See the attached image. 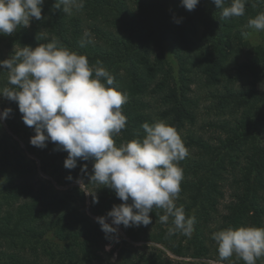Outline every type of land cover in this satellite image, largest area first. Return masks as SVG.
<instances>
[{
  "label": "trees",
  "instance_id": "1",
  "mask_svg": "<svg viewBox=\"0 0 264 264\" xmlns=\"http://www.w3.org/2000/svg\"><path fill=\"white\" fill-rule=\"evenodd\" d=\"M54 4L44 0L41 20L0 34V60L55 38L85 54L90 66L102 62L127 95V124L114 136L117 146L142 138L144 122L165 120L181 135L188 155L179 165L184 178L175 203L195 217L194 229L191 236L170 235L173 218L161 223L164 211L153 208L151 224L120 226L130 241L165 249L126 242L113 261L104 246L114 233L106 234L96 218L122 201L113 189L91 181L92 159H78L75 169H67L66 151L52 142L33 146L34 127L23 122L17 102L0 96L3 110L12 109L0 120V264H197L182 258L203 257L245 264L235 254L219 260L212 235L229 227H264V91L258 89L264 31L258 44L246 38L248 21L264 12V0H248L243 16L228 19H221L222 9L212 0H200L192 11L181 0H85L69 13ZM85 32L91 42L81 48ZM199 73L209 90L207 111L217 116L200 125L201 102L192 87ZM3 87H14L6 69H0ZM78 180L84 188L72 184ZM54 183L68 187L60 192ZM256 264H264V257Z\"/></svg>",
  "mask_w": 264,
  "mask_h": 264
},
{
  "label": "clouds",
  "instance_id": "2",
  "mask_svg": "<svg viewBox=\"0 0 264 264\" xmlns=\"http://www.w3.org/2000/svg\"><path fill=\"white\" fill-rule=\"evenodd\" d=\"M84 2L55 0L53 7L69 13L82 9ZM199 2L181 0L188 11ZM212 2L222 9L221 19H228L243 16L248 0H231L229 6L225 0ZM43 4L44 0H0V34L11 35L18 27H29L33 18L41 20ZM248 27L264 31V12L250 18ZM84 37L81 48L91 42L90 33L85 32ZM96 64L90 66L85 54L70 50L55 38L35 48L23 46L14 49L10 58L0 60V69L7 70L8 84L14 86L0 88V96L17 102L23 122L34 127L33 146L44 148L52 142L56 150L66 151L67 169H75L78 159L94 161L91 181L113 189L122 201L106 216L96 218L106 234L118 232L120 225L151 224L150 213L157 208L164 211L159 216L161 223L173 218L170 235L179 231L191 236L195 217L186 216L184 207L175 203L184 178L179 165L188 155L181 135L165 120L144 122L141 127L146 134L142 138L117 146L114 136L127 124L122 111L127 95L102 62ZM11 112L5 108L0 120ZM93 203H98V197H93ZM212 238L221 261L235 254L245 264H256L264 257V227H229L214 232Z\"/></svg>",
  "mask_w": 264,
  "mask_h": 264
},
{
  "label": "rangeland",
  "instance_id": "3",
  "mask_svg": "<svg viewBox=\"0 0 264 264\" xmlns=\"http://www.w3.org/2000/svg\"><path fill=\"white\" fill-rule=\"evenodd\" d=\"M246 38L250 41V43L258 44V43H260L262 41L261 31H258V30L254 29V28H249V31H248V33L246 35ZM204 81H205L204 76L199 73V75H198V77L196 79V83H194L193 86H192L193 90L195 92L194 95L197 96V98H199L200 102H201L200 117H199V119H200L199 122L200 123H199V125L202 124V123L204 124V121L207 120L208 118L217 117L214 113H208V111H207L208 110L207 106H209L211 104V100L208 99V91L209 90H208V87L205 85ZM258 89L260 91H264V77H262L260 79V81L258 82ZM158 110L159 109L156 108L155 112H157ZM0 112H3V108L1 107V105H0ZM1 121H4V120H1ZM198 128H200V127L198 126ZM262 139L264 141V135H263ZM19 141H20L21 146L24 148L25 145L23 144V142L21 140H19ZM33 158L36 159V163H37V165H39V161L37 160V158H35V157H33ZM40 175L43 178H47V179L53 181V179L50 176H47V175H45L43 173H40ZM72 184L73 185H79L82 188H84V184H83L82 180L75 181ZM54 185H55L56 189L58 191H60V192H63L68 187V186H59V185H57L55 183H54ZM230 192H231L230 189H228L227 197L221 203V209H223L225 204L228 202L229 193ZM126 242L130 243V244H132L134 246L157 245L159 248L165 249V248H163L162 245L152 244V243L146 242V241L132 242L127 237V235L124 232L123 228L121 226H119L118 232L114 233V238L104 246L105 250L108 253H111V257H112L113 261H115L117 259L118 248L123 246ZM182 259H184V260H192V261L196 262L197 264H226V263H223V262L215 261V260H213L211 258H208V257H203V258H200V259H191V258H182ZM231 264H235V263H231Z\"/></svg>",
  "mask_w": 264,
  "mask_h": 264
}]
</instances>
